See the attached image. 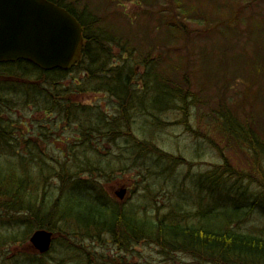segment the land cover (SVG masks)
Returning <instances> with one entry per match:
<instances>
[{"label": "trees", "instance_id": "16d2710c", "mask_svg": "<svg viewBox=\"0 0 264 264\" xmlns=\"http://www.w3.org/2000/svg\"><path fill=\"white\" fill-rule=\"evenodd\" d=\"M241 1L195 0L192 4L172 0L167 10L170 16L153 10L149 15L156 17L154 30L167 27L161 42L184 40L194 51L189 22L238 27L244 7ZM79 4L80 0H75V7ZM76 9L74 15L83 26L85 45L74 70L45 72L26 62L0 64V77L10 80L8 86L16 95L7 99L0 94V264H49L46 257L55 238L46 255L11 250L28 244L31 235L41 229L55 236L61 233L65 252L73 256V247L84 248L85 239L92 244L109 238L120 259L136 257L139 246H148L169 264H177L182 257L190 259L188 264H264V97L257 86L264 66V20L247 41L253 46V55L246 45L236 59L242 66L256 67L258 74L248 79L241 96L229 100V79L223 85L219 79L213 82L218 98L212 111L213 129L248 150L252 156L250 170H239L227 161L215 165L195 178L198 210L181 212V207L175 206L160 217L152 214L150 218L140 204L135 208L109 194L114 175L123 170L120 163L118 166L109 160V148L118 138H126L125 157L132 161V168H141L138 161L143 160L148 169L156 171L154 178H171L177 161L158 152L163 162L153 165L151 145L130 141L134 135L132 120L137 112L146 117L150 128L161 129L167 123L165 114L179 113L183 124L194 133L189 119L192 105L199 102L192 90L198 65L191 67L192 58L186 52L177 53L175 60L159 70L151 52L135 60L137 48L116 38L120 29H115L106 15L93 14L86 7L79 12ZM113 47L119 50L115 53ZM203 60L204 71L208 67L218 71L220 65L212 63L209 56ZM73 73L81 75L75 82L70 77ZM242 76L235 74L233 78ZM67 79H71L69 87L63 85ZM25 81L31 83L26 85ZM85 93L112 99L113 114L94 105L80 106L69 97ZM17 114L26 121L19 120ZM34 114L42 117L35 119ZM60 132L72 133L68 137L72 141L68 139L62 150L46 141L56 140L54 134ZM30 133H39L40 142L49 145L45 152L30 140ZM205 138L215 146L209 134ZM251 219L260 226L247 231ZM86 254L88 264H98ZM117 257L108 260L114 264ZM62 262L59 259L58 263Z\"/></svg>", "mask_w": 264, "mask_h": 264}, {"label": "rangeland", "instance_id": "374dc122", "mask_svg": "<svg viewBox=\"0 0 264 264\" xmlns=\"http://www.w3.org/2000/svg\"><path fill=\"white\" fill-rule=\"evenodd\" d=\"M186 1L192 4L195 3V0ZM171 2L172 0H80V4L75 7L78 12L86 7L93 14L101 15L103 13L106 15L114 24L115 29H120L116 38H119L121 42H130L131 45L137 48L138 52H136L135 60L141 59L151 52V57L157 60L156 68L159 70L175 60L177 53L186 52L192 58L191 67L195 63L198 65L196 73L193 75L192 90L197 93L196 98L199 102L194 107L192 105V114L189 119L194 133L189 132V129L183 124L181 117L177 115L179 113L168 112L165 114L164 118L167 123L161 129L150 128L146 117L137 112L134 113L132 120L134 135L130 141L135 140L151 145V149L154 151L150 157L154 161L153 165L163 162L158 152L171 155L174 157V161H177L172 168L171 178H161L160 180L154 178V172L156 171L148 169L143 160L138 161L141 168H132V161L127 160V157H125L128 155L126 153L128 150L126 138H118L117 144L109 148L111 149L110 157H105L106 159L109 157L111 161H116L118 166L120 163L119 167H123L124 170L114 175L112 183L107 189L109 194L114 197L116 191L123 187L126 188L125 199L128 201L129 206L133 205L136 208L140 204L141 207L147 209L150 218H152V214L160 217L175 206L181 207V212H195L198 210L194 183L196 176L201 172L212 169L215 165H222L226 161L231 166L244 171H249L252 164V156L245 147L243 148L230 138L222 137L219 131L216 134L213 129L212 111L218 101L213 82L219 79V84L223 85L229 79L230 89L227 96L230 101H234L244 92L248 85V79L258 75L255 71L256 67L242 66L236 59L239 54L244 53L246 45L248 52L251 53L250 55H253V46L248 44L247 41L251 38L250 34L255 33V26L261 24L264 20V0L241 1L244 7L241 9L243 10L242 21L238 27H209L203 21L189 22L191 35L189 39L195 46L194 51L191 44L186 43L184 40L175 41L173 39L172 41L161 42L165 30H167L166 26L163 25L160 29L154 30V27L157 26V20L156 17L150 16L149 12L151 10L163 11L164 16H170L172 13L167 10ZM205 10L207 13L210 12L209 8H205ZM151 43L154 44V47L148 46ZM113 49L115 53L119 50L116 47H113ZM206 55L209 56V59H212V63H216V66L220 65L218 71L210 67L206 71L202 69L205 66L203 59ZM140 68L137 67L142 72ZM235 74H242L243 76L236 80L233 78ZM259 76L257 86L262 97H264V66ZM70 77H74L72 80L75 82V77L79 78L81 75L73 73ZM7 81L10 80L0 77V85L3 88L0 94H3L7 99L14 98L16 96L15 90L9 88ZM11 82L21 84L24 81L11 80ZM25 83L29 85L31 82L25 81ZM70 84L71 79H67L63 85L69 87ZM69 97L80 106L94 105L93 107L101 109L109 115L114 112L115 102L103 94L85 93L78 95L76 98L75 95ZM30 111L29 108L28 117H31ZM15 112L20 113V111ZM34 117L38 119L42 115L34 114ZM17 118L22 120L23 115L17 114ZM71 134L60 132L58 135L54 134L56 140L46 141L54 149L62 150L65 148V143H68V139L69 142L72 141L71 138H68ZM208 134L215 140V146H210L205 138ZM29 136L31 137L30 140L37 143L42 151L47 150L49 145L40 142L39 133L35 135L30 133ZM69 144L72 145V143ZM119 155L120 157L117 160L116 158ZM124 162H126L125 165H121ZM164 163L168 164L167 161H164ZM160 168L161 166L156 167V169ZM148 170L151 171L150 175ZM259 226L260 223L251 219L246 224L245 230H255ZM65 243L63 235L61 233L56 234L53 250L46 257L49 264H59V259H63L60 264H88L86 252L91 254L92 261H97L98 264H113L108 259L117 257V247L110 242L109 238H103L102 243L92 244L85 239L84 248L80 245L73 247L75 256L65 252L66 248L63 247ZM11 250L15 252L22 251L27 254H38L29 242L25 246L12 248ZM136 255V257L127 260L120 259L119 255L114 264H169L153 247L139 246ZM187 262H190V259L182 257V260L177 264H188Z\"/></svg>", "mask_w": 264, "mask_h": 264}, {"label": "water", "instance_id": "95a60500", "mask_svg": "<svg viewBox=\"0 0 264 264\" xmlns=\"http://www.w3.org/2000/svg\"><path fill=\"white\" fill-rule=\"evenodd\" d=\"M83 28L76 18L47 0H0V64L26 61L39 69L70 70L82 58ZM126 188L115 192L124 200ZM53 233L30 238L41 254L50 251Z\"/></svg>", "mask_w": 264, "mask_h": 264}, {"label": "flooded vegetation", "instance_id": "af4514ba", "mask_svg": "<svg viewBox=\"0 0 264 264\" xmlns=\"http://www.w3.org/2000/svg\"><path fill=\"white\" fill-rule=\"evenodd\" d=\"M48 1L55 4V5L62 7L69 14H71L72 16L75 17V15H74V13H75V0H48ZM59 2L64 3L65 6L60 5ZM69 6L71 7V9L69 8Z\"/></svg>", "mask_w": 264, "mask_h": 264}]
</instances>
